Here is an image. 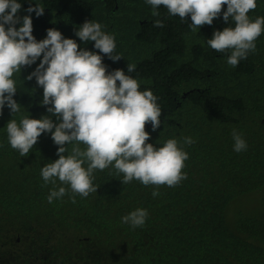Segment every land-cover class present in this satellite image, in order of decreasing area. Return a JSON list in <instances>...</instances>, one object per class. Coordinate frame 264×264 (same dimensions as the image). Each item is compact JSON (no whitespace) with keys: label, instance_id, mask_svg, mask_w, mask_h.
Listing matches in <instances>:
<instances>
[{"label":"trees","instance_id":"trees-1","mask_svg":"<svg viewBox=\"0 0 264 264\" xmlns=\"http://www.w3.org/2000/svg\"><path fill=\"white\" fill-rule=\"evenodd\" d=\"M18 2L17 15H31L37 41L54 28L80 49L100 54L108 72L121 69L137 79L141 91L158 97L161 126L152 131L146 124V143L162 147L168 139L182 144L186 137L195 143L183 145L187 179L176 187L122 184L123 174L109 167L94 170L96 193L76 195L72 203L70 186L58 179L45 185L41 176L42 167L59 158L51 133L41 134L25 157L8 142L10 120L19 125L24 117L50 115L51 105L41 104L43 88L35 77L27 79L43 57L23 67L12 77L20 110L12 113L5 105L0 114V264H264V32L255 52L233 68L230 53L207 44L215 31L235 26L223 21L227 5L212 25L193 31L190 15L181 20L160 6V16H153L146 0ZM256 2L248 13L253 21L264 17V0ZM36 5L44 8L42 16L26 11ZM157 19L164 27L153 26ZM86 21L114 35L113 54L123 58L114 62L94 42L80 41L75 32ZM128 64L136 65L134 72L128 73ZM234 129L247 142L246 151H234ZM72 146L66 145L65 155ZM59 187L68 194L49 203L50 191ZM154 190L160 192L155 198ZM248 198L259 214L243 210ZM137 208L149 216L133 229L122 217Z\"/></svg>","mask_w":264,"mask_h":264},{"label":"clouds","instance_id":"clouds-1","mask_svg":"<svg viewBox=\"0 0 264 264\" xmlns=\"http://www.w3.org/2000/svg\"><path fill=\"white\" fill-rule=\"evenodd\" d=\"M152 6V15L159 17L158 8L164 6L170 16L187 20L190 15V27L193 31L204 25H212L218 18L222 7L223 21L234 22V27H225L215 31L208 46L218 53H230L227 63L238 67L242 59L255 52L258 37L264 32V17L254 21L248 13L257 8L256 0H146ZM22 5L18 0H0V114L7 105L12 113L20 110V104L13 98L17 92L12 79L14 73L21 72L25 66H31L38 58L36 69L27 77H35L43 88V106L50 115L40 119L24 117L19 125L15 120L7 123L8 142L18 150L22 157L29 154L43 133H51L53 142L58 146V159L41 169L45 185H56L57 179L70 186L75 196L88 197L96 193L94 170L113 167L117 175L123 174L122 184L137 180L144 186L154 185L176 187L187 179L183 171L189 154L183 145H192L195 141L186 137L183 143L177 139H168L162 147L146 143L151 137L145 130L151 124L152 131L161 126L162 110L157 103L158 97L151 90H140L137 79L126 75L121 69L107 71L103 57L97 52L80 49L74 39L64 38L54 28L47 30L45 39L37 41L33 36L31 15L19 17L17 13ZM29 14H44V8L29 6ZM18 29L17 24L21 23ZM5 25L8 27L6 28ZM154 27H164L157 19ZM98 22L86 21L75 32L80 41L94 42V48L119 61L121 55H114L115 36L102 30ZM135 64H128V73L134 72ZM119 82V83H117ZM55 117L56 120L52 119ZM234 151L240 153L248 148L242 134L235 129L232 132ZM67 144H72L71 154ZM80 144L86 146L82 150ZM87 165L85 168L84 165ZM68 189L53 188L48 202L61 199ZM158 190L152 192L155 198ZM149 216L144 208H137L122 217V223L133 229L142 228Z\"/></svg>","mask_w":264,"mask_h":264},{"label":"rangeland","instance_id":"rangeland-1","mask_svg":"<svg viewBox=\"0 0 264 264\" xmlns=\"http://www.w3.org/2000/svg\"><path fill=\"white\" fill-rule=\"evenodd\" d=\"M254 195H257V194H254ZM235 204L233 203L231 206H230V209L232 207H234ZM243 210L248 213V214H259L260 213V208L257 209V206H255V202L253 200H251L250 198L246 199V202L244 203L243 205ZM259 206H260V203H259ZM230 211V210H229ZM245 212L241 211L237 214V216L241 213L245 214ZM232 215V213H231ZM233 215H234V212H233Z\"/></svg>","mask_w":264,"mask_h":264}]
</instances>
